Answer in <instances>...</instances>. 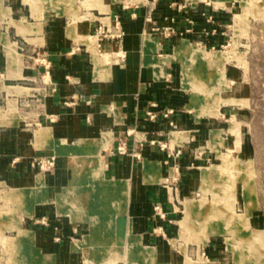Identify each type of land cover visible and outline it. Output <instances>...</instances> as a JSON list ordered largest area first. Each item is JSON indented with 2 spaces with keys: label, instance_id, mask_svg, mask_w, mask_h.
I'll list each match as a JSON object with an SVG mask.
<instances>
[{
  "label": "crops",
  "instance_id": "crops-1",
  "mask_svg": "<svg viewBox=\"0 0 264 264\" xmlns=\"http://www.w3.org/2000/svg\"><path fill=\"white\" fill-rule=\"evenodd\" d=\"M13 1L8 7L2 0L8 12L0 5V94L35 98L26 114L39 120L31 128L21 115L17 125L0 130V189L20 200L12 204L19 214L30 208L19 227L31 237L28 242L20 238L21 250H29L34 264L101 262L111 251L126 253L129 264H150L143 261L149 255L158 264L173 257L182 261L169 242L182 214L179 198L192 197L197 170L219 157L212 131H220L227 144L224 129L230 125L202 123L217 116H200L195 95L190 106L191 92L182 87L189 84L188 74L180 60L192 51L190 42L196 45L194 39L203 36L209 18L198 12L210 18L224 13L205 0H156L155 5L105 0L83 19L68 17L66 23L45 13L38 19L32 15L30 22L27 8ZM118 17L125 31L122 65L99 55L96 38L101 23L111 25ZM170 27L174 32L168 37L164 31ZM5 41L21 58L18 71ZM112 49L104 42V51ZM41 58L48 68L37 62ZM2 84L9 87L3 90ZM122 143L127 154L118 152ZM180 149L181 155L173 157ZM51 156L55 168L40 172L37 160ZM175 164L182 173L179 187L171 179ZM40 174L47 192L37 187L43 182ZM156 205L165 219L156 214ZM117 263L126 264L122 259Z\"/></svg>",
  "mask_w": 264,
  "mask_h": 264
},
{
  "label": "rangeland",
  "instance_id": "rangeland-1",
  "mask_svg": "<svg viewBox=\"0 0 264 264\" xmlns=\"http://www.w3.org/2000/svg\"><path fill=\"white\" fill-rule=\"evenodd\" d=\"M43 1L46 0H18L27 8L30 22L34 21L33 17L53 13L66 23L71 20L68 17L83 19L105 0H53V5H44ZM12 3L13 0H5L8 7ZM206 3L224 14L210 18L206 11H197L209 20L204 21L202 38L194 39L196 45L190 42L192 53H186L187 57L180 60L189 79V84L182 87L191 92L190 106L192 95L197 96L200 116H217L203 118V124H219L225 128L230 125L224 129L227 131L224 137L229 140L225 144L220 131H212L219 157L197 170V187L192 197L179 198L182 214L176 234L169 242L172 252L184 259L179 261L173 257L168 264H264V0H205ZM0 5L5 12L9 10L2 5V0ZM5 45L12 61L16 60L12 64L18 71L21 58L13 45L7 41ZM211 76L215 77L213 82ZM5 87L9 86L2 84L1 89L6 90ZM33 99L0 94V130L6 128L4 125H17L21 115L26 118L23 123H31V128H36L38 118L26 114L33 108L30 107ZM38 177L43 179L37 184L38 189L47 192L44 174ZM176 177L178 180L174 183L179 187L181 171ZM8 191L0 189L3 194L0 197V264H34L27 256L29 250H21L19 245L20 238L28 242L31 237L28 230L19 227L24 225V217H30V208L23 207V213L19 214L17 206L12 204H19L20 200H15ZM191 204L196 207L184 221ZM79 236L75 240H81ZM125 255L111 251L106 261L88 259L83 264H123L117 263L119 259L129 264ZM241 256L248 259L242 261ZM145 259L146 263L158 264L156 258L150 260V255L148 261Z\"/></svg>",
  "mask_w": 264,
  "mask_h": 264
},
{
  "label": "built area",
  "instance_id": "built-area-1",
  "mask_svg": "<svg viewBox=\"0 0 264 264\" xmlns=\"http://www.w3.org/2000/svg\"><path fill=\"white\" fill-rule=\"evenodd\" d=\"M145 4H156V0H143ZM142 4V3H139ZM148 20L150 22H153V15L150 12V15L148 16ZM165 34L169 37L174 32L173 28H166ZM125 36V31L122 28L121 20L118 18L115 19L114 23L111 25L101 23V26L98 28L96 32V38L98 43V53L101 57L107 56L109 62L118 63L119 65H122L125 62L126 59V52L122 49L123 45V39ZM104 42L111 43L113 49L110 51H104L103 50V44ZM112 60V61H111ZM37 62L41 65H43L45 68H48V64L45 58L38 59ZM154 118V116H151ZM160 146L165 149L167 148L166 143H160ZM118 152L120 154H127L128 149L126 148L125 143H122L119 148ZM182 153V150H178L174 153H172V156L175 158H178ZM136 157H139L136 153H134ZM56 165V157H41L37 160L35 166L38 168L40 172L49 171L55 168ZM180 172V167L178 165H172V174H174L171 179L173 181H177L176 174ZM154 210L156 214L162 218L165 219L166 214L164 213L162 207L160 205H156L154 207ZM38 222H41L43 224H47L46 219H41Z\"/></svg>",
  "mask_w": 264,
  "mask_h": 264
},
{
  "label": "bare ground",
  "instance_id": "bare-ground-1",
  "mask_svg": "<svg viewBox=\"0 0 264 264\" xmlns=\"http://www.w3.org/2000/svg\"><path fill=\"white\" fill-rule=\"evenodd\" d=\"M44 2V5L46 4V5H53L54 3H55V1H53V0H46V1H43ZM184 44H185V42H184ZM187 44V43H186ZM185 79V78H184ZM207 175V174H206ZM6 196V195H5ZM0 197H3V194L1 195L0 194ZM12 198V197H11ZM190 208H188V212L185 214V218H184V221L186 220V219H188L189 218V213L192 211V210H194L195 209V207H196V205H194V204H191L190 206H189ZM190 209V210H189ZM187 222V221H186ZM185 225V223L182 221V226H184ZM135 241V240H134ZM245 259H248V256L246 257H244V256H241L240 257V260H242V261H245Z\"/></svg>",
  "mask_w": 264,
  "mask_h": 264
}]
</instances>
